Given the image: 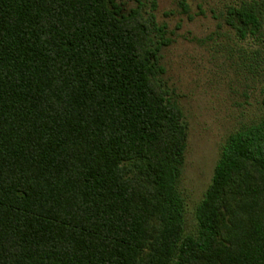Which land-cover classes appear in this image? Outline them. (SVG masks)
<instances>
[{"label": "trees", "instance_id": "trees-1", "mask_svg": "<svg viewBox=\"0 0 264 264\" xmlns=\"http://www.w3.org/2000/svg\"><path fill=\"white\" fill-rule=\"evenodd\" d=\"M226 22L260 40L264 0ZM152 35L114 0H0V264H264V118L227 137L186 234Z\"/></svg>", "mask_w": 264, "mask_h": 264}, {"label": "rangeland", "instance_id": "rangeland-1", "mask_svg": "<svg viewBox=\"0 0 264 264\" xmlns=\"http://www.w3.org/2000/svg\"><path fill=\"white\" fill-rule=\"evenodd\" d=\"M124 14L139 8L160 51L159 81L188 128L179 191L185 232L211 184L227 137L264 118V36L241 40L227 11L250 0H114Z\"/></svg>", "mask_w": 264, "mask_h": 264}]
</instances>
